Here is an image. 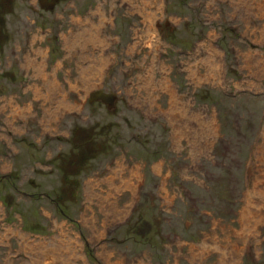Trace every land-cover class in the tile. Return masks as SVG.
I'll return each instance as SVG.
<instances>
[{"label": "rangeland", "instance_id": "374dc122", "mask_svg": "<svg viewBox=\"0 0 264 264\" xmlns=\"http://www.w3.org/2000/svg\"><path fill=\"white\" fill-rule=\"evenodd\" d=\"M224 262L264 264V0H0V264Z\"/></svg>", "mask_w": 264, "mask_h": 264}, {"label": "water", "instance_id": "95a60500", "mask_svg": "<svg viewBox=\"0 0 264 264\" xmlns=\"http://www.w3.org/2000/svg\"><path fill=\"white\" fill-rule=\"evenodd\" d=\"M58 0H40V5L41 7H45L47 5V7H45V9L47 10H52L55 6V4L57 3ZM45 6H44V3ZM48 2V3H46ZM89 96V101L90 102H101L104 105L107 106V109L111 110L114 108V103L116 101V94L113 93H106L102 90H95L93 92H90L88 94Z\"/></svg>", "mask_w": 264, "mask_h": 264}, {"label": "bare ground", "instance_id": "6f19581e", "mask_svg": "<svg viewBox=\"0 0 264 264\" xmlns=\"http://www.w3.org/2000/svg\"><path fill=\"white\" fill-rule=\"evenodd\" d=\"M89 22V21H88ZM91 30L92 31H94V34H93V39H91V38H89V37H87V35H91L92 34V32H91ZM88 31V30H87ZM91 33H89V32H82V33H79V34H77L76 35V37L74 38V42L73 43H75V44H79L80 43V45L83 43V42H88V45L86 46V47H88V46H93V45H96V44H98V42H103V40L100 38L101 37V35H100V31H101V28H99V27H92L90 30H89ZM96 38H99V39H96ZM98 41V42H97ZM79 45V46H80ZM79 46H77V47H79ZM82 50H85V48H83ZM87 50V49H86ZM82 54H86V53H82ZM81 58H80V61H85L86 59H84L82 56H80ZM99 63V62H98ZM103 63V61H101L100 62V64H102ZM82 64V63H81ZM82 78H83V76H82ZM80 79H81V77H80ZM80 83H82V84H85L86 83V85L88 84V81H87V79H85V78H83V79H81L80 80ZM126 184V183H125ZM112 186V185H111ZM126 187V186H125ZM129 187V186H128ZM113 188H114V186H113ZM250 220V219H249ZM90 221V220H89ZM252 225V224H251ZM93 226H95L94 224H93ZM250 226V225H249ZM244 227H247L245 224H244ZM250 231H251V228H250ZM54 248H57V246L56 247H54ZM58 249V248H57ZM225 258V257H224ZM229 262V261H228ZM223 264V263H222ZM224 264H226L225 262H224ZM229 264V263H228Z\"/></svg>", "mask_w": 264, "mask_h": 264}, {"label": "flooded vegetation", "instance_id": "af4514ba", "mask_svg": "<svg viewBox=\"0 0 264 264\" xmlns=\"http://www.w3.org/2000/svg\"><path fill=\"white\" fill-rule=\"evenodd\" d=\"M58 2H59V0H58L57 3L55 4V6L58 4ZM43 3H44V2H43ZM46 3H48V2H46ZM38 4H39V6H40L41 9L46 10V11H53L54 8H55V6H54V8H53L52 10H47V9H45V7H47V5L45 6V3H44V6H45V7H41V5H40V0H38ZM88 100H89V96H88Z\"/></svg>", "mask_w": 264, "mask_h": 264}]
</instances>
